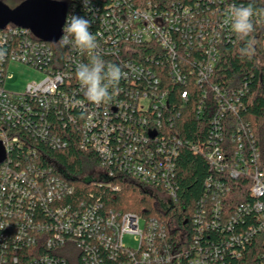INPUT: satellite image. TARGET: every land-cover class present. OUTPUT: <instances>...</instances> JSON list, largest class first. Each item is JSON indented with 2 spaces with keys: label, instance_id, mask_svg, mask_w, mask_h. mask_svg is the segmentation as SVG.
<instances>
[{
  "label": "trees",
  "instance_id": "16d2710c",
  "mask_svg": "<svg viewBox=\"0 0 264 264\" xmlns=\"http://www.w3.org/2000/svg\"><path fill=\"white\" fill-rule=\"evenodd\" d=\"M73 1L63 0L66 5ZM109 1L91 0V3L103 5ZM166 1L192 4L197 0ZM220 4H251L257 10L264 9V0H220ZM91 21L90 31L94 32L97 26ZM4 33L7 38L0 43V48L6 53L0 61L1 88L10 48L26 37L33 39L20 29L16 33H8L5 28L0 31V38ZM249 44L253 49L252 55L242 57L240 49ZM49 46L52 54L48 65L53 72L62 75V83L49 102L43 99L41 104L38 99H27L30 112L24 113L21 121L6 127L7 135L16 136L19 145L13 146L8 154H2L0 161V173L2 168L10 171L22 168L26 171L27 167H32V172L39 174L40 181L55 176L65 186L55 207L34 201L23 204L24 211L32 220L48 225L47 235L52 238L57 223L49 212L55 211L56 207L65 209L66 216L91 206L96 207L95 212L100 215L107 211L134 213L143 221L152 219L164 226L169 240L167 249L174 255H184L181 257L182 264L192 256L197 246L220 248V264H264V229L250 232V228H258V214L251 208L245 209V205L251 207L255 202L249 193V178L242 176L235 179L226 173L215 172L201 150L196 152L191 148L195 145L203 149L213 130V119L220 114L224 137L220 144L226 146L231 155L236 148L232 133L238 124L245 126L249 137L243 138L242 143L246 158H251V163L248 159L247 163L264 177V25L257 24L255 31L244 40L232 34L230 40L220 41L213 74L202 85L196 82V70L198 62H205L207 58L194 49L188 56L184 54L174 60L186 80L184 83L173 80L168 71L172 60L156 56L155 48L141 45L135 52L139 51V54L128 56L149 68L150 75L142 77L137 85L125 86L131 90H148L151 88L149 85L154 83L153 74L159 81V91L166 92L168 108L161 109L162 117L151 111L143 114L149 125L154 119L162 123L158 129L159 137L151 140L150 144L155 146L161 140L169 143L172 139L179 142L176 144L173 171L175 199L165 207H161L154 190L124 173L114 171L112 175L101 176L102 155L92 147L90 139V132L100 133L101 128L98 125L91 130L84 129L87 111L96 107L84 97L72 61L78 55L83 63H87L88 59L58 42L49 43ZM101 56L106 62L119 65L117 57ZM42 71L47 72L43 68ZM119 84L124 85V82L120 80ZM214 87L220 91L221 102L224 94L235 102V110L227 108L222 111L214 96ZM115 88L110 90L111 97L116 95ZM182 92H187L186 100L181 99ZM118 95L125 97L123 93ZM81 99L84 106L76 104ZM132 114L139 116L136 111ZM98 116L100 118L102 114ZM111 123L117 126L123 121L118 115H112ZM109 141L114 149L123 139L115 134ZM214 181L220 182V189L215 188ZM216 191L220 195V215L213 217L211 194ZM202 210L209 225L200 233V225L195 224L193 219L195 212ZM72 221L74 226L78 224L77 217ZM59 225L58 235L62 240L58 238V244L54 245L47 244V236L30 244L0 229V256L7 260L5 264H70L71 254L76 264H114L107 250L97 243L93 249L88 244L91 239L86 236L77 238L71 232L63 231ZM196 237L199 240L197 246Z\"/></svg>",
  "mask_w": 264,
  "mask_h": 264
},
{
  "label": "built area",
  "instance_id": "2783aa9c",
  "mask_svg": "<svg viewBox=\"0 0 264 264\" xmlns=\"http://www.w3.org/2000/svg\"><path fill=\"white\" fill-rule=\"evenodd\" d=\"M221 5L220 0H197L192 4L166 0H110L103 5L91 3L90 11L82 7L80 0H74L67 5L63 27L72 12L85 16L89 21L92 19L91 22L97 26L92 32L97 37L99 45L97 51L100 55L117 57L119 66L128 73L126 78L121 79L124 85H116V95L110 101L100 105L93 104L96 108L93 107L86 113L84 129L91 130L98 125L101 128L100 133L90 132L92 133L90 139L92 147L102 155L103 161L100 167L102 177L112 175L114 171L124 173L154 190L160 202L169 205L175 199L173 171L177 155L176 144L179 142L176 139L169 140V143L161 140L160 144L152 146L150 141L159 137L158 129L162 123L154 119L149 125L143 115L151 111L157 114V117H162L161 109L168 108L166 92L159 91L157 87L159 81L153 74L151 78L154 79V83L149 85L151 88L148 90H131L130 87L125 86L137 85L142 77L144 78L146 74L150 75L149 68L128 56L139 54V51L135 52L141 45L155 48L156 56L172 60L168 71L173 80L184 83L186 80L180 74V69L174 60L184 54L188 56L194 49L207 58L205 62H198L196 70V82L202 85L213 74L220 41L230 40L233 34L223 24L225 14L232 5ZM5 28L8 33H16L17 29H20L33 38L26 37L10 48L6 66L10 61H20L34 69L42 71L43 68L47 71H43L46 73L44 79L28 84L22 94L8 93L0 87V148L2 154L6 155L13 146L19 145L16 136L7 135L6 127L21 121L23 114L30 112L27 99H38L41 104L43 99L51 101L63 78L59 72H53L48 65L52 54L49 43L38 40L26 29L14 25H7ZM60 37L50 44L57 42L60 44ZM6 38L7 34L4 33L0 43ZM78 56L72 59L74 66L82 62ZM83 56L89 59L88 54ZM213 89L222 111L227 108L235 110L236 105L231 98L224 94L221 102L220 91L216 87ZM119 93H123L125 97H119ZM180 96L182 100H186L188 94L182 92ZM76 104L84 106V101L78 100ZM135 111L139 114L138 117L133 116L132 113ZM100 113L102 117L99 118ZM112 115H118L123 124L113 125ZM134 120H137L135 125ZM212 124L213 130L203 149L195 145L191 148L196 152L201 150L215 172L226 173L235 179L242 176L249 178V193L255 202L251 207L245 205V209L251 208L258 214L256 219L258 228H250V232L264 229V177L247 163V159L250 161L251 158H246L242 141L243 138L249 137L248 129L242 124L236 126V131L232 133V142L235 143L236 148L230 155L227 147L220 144L224 139L220 114L214 117ZM115 134L123 141L113 149L109 138L111 139ZM32 170V167H27L26 171L22 168L13 171L2 168L1 230L11 232L16 238L24 239L30 244L47 236V244L54 245L58 244V238L62 240L58 235L59 223L63 231L71 232L77 238L86 236L91 239L88 244L93 249L97 243L107 250L114 264H182L181 257L184 255L181 253L174 255L167 249L169 240L166 238L164 226L152 219L143 221L134 213L107 211L104 215H100L95 212L96 207L91 206L66 216L65 209L56 207L55 211L49 212L57 223V226L54 225L57 228L56 232L51 238L47 235L48 225L40 221L34 222L28 212L24 211L23 204L34 201L40 205L49 203L55 207L65 186L61 185V181L55 176L40 181L39 174H34ZM213 184L216 189H220L219 181H214ZM211 199L213 201L211 212L213 217H216L220 215L219 193L212 192ZM75 217L78 224L74 226L72 220ZM205 217L204 210L194 214L193 222L200 225L198 229L200 233L209 225ZM235 217L238 218V215ZM125 236L131 241L130 244L124 242ZM1 237L2 234L0 241ZM196 239L197 237L194 238L195 241L198 240ZM198 242L199 240L196 246ZM196 248H192L193 254L186 258L185 264H220V248L210 249L200 246ZM13 262L16 263L15 258ZM5 263H7L5 257L0 256V264Z\"/></svg>",
  "mask_w": 264,
  "mask_h": 264
},
{
  "label": "clouds",
  "instance_id": "9594fccd",
  "mask_svg": "<svg viewBox=\"0 0 264 264\" xmlns=\"http://www.w3.org/2000/svg\"><path fill=\"white\" fill-rule=\"evenodd\" d=\"M85 10H91V0H80ZM223 24L241 40L252 34L257 24L264 25V9L257 10L253 5H232L225 14ZM91 23L85 16L70 13L62 30L60 44L83 55L88 54L87 63L76 65L75 76L87 101L100 105L111 100V89L126 78L128 73L121 66L106 62L99 54L97 37L90 31ZM252 46L240 49L242 57L251 56ZM0 48V61L5 57ZM135 70V69H133Z\"/></svg>",
  "mask_w": 264,
  "mask_h": 264
},
{
  "label": "water",
  "instance_id": "95a60500",
  "mask_svg": "<svg viewBox=\"0 0 264 264\" xmlns=\"http://www.w3.org/2000/svg\"><path fill=\"white\" fill-rule=\"evenodd\" d=\"M66 10L67 5L59 0H24L13 8L0 1V30L14 25L28 30L40 41L53 43L61 35Z\"/></svg>",
  "mask_w": 264,
  "mask_h": 264
},
{
  "label": "rangeland",
  "instance_id": "374dc122",
  "mask_svg": "<svg viewBox=\"0 0 264 264\" xmlns=\"http://www.w3.org/2000/svg\"><path fill=\"white\" fill-rule=\"evenodd\" d=\"M2 3L10 8H13L19 2L24 0H0ZM60 1V0H59ZM63 2V0H61ZM46 73L43 71L34 69L20 61H10L5 68V76L2 84L4 91L14 94H22L25 88L30 83H36L44 79ZM159 200V199H158ZM160 202V200H159ZM161 207H165L166 204L160 202ZM124 242L130 244L131 241L127 236L124 238ZM70 264H76L73 254L70 255Z\"/></svg>",
  "mask_w": 264,
  "mask_h": 264
},
{
  "label": "flooded vegetation",
  "instance_id": "af4514ba",
  "mask_svg": "<svg viewBox=\"0 0 264 264\" xmlns=\"http://www.w3.org/2000/svg\"><path fill=\"white\" fill-rule=\"evenodd\" d=\"M20 3V2H19ZM18 5V4H17ZM15 7V6H14Z\"/></svg>",
  "mask_w": 264,
  "mask_h": 264
}]
</instances>
